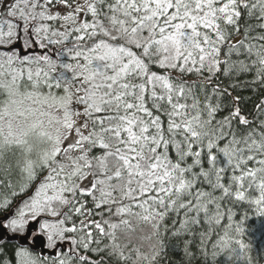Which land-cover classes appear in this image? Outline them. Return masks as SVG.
I'll use <instances>...</instances> for the list:
<instances>
[{"label":"snow or ice","instance_id":"snow-or-ice-1","mask_svg":"<svg viewBox=\"0 0 264 264\" xmlns=\"http://www.w3.org/2000/svg\"><path fill=\"white\" fill-rule=\"evenodd\" d=\"M0 264H264V0H0Z\"/></svg>","mask_w":264,"mask_h":264}]
</instances>
